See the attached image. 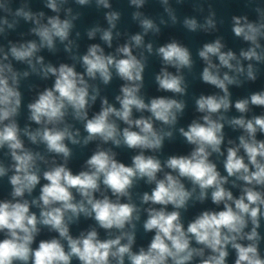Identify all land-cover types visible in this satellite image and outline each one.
Wrapping results in <instances>:
<instances>
[{
	"label": "clouds",
	"instance_id": "1",
	"mask_svg": "<svg viewBox=\"0 0 264 264\" xmlns=\"http://www.w3.org/2000/svg\"><path fill=\"white\" fill-rule=\"evenodd\" d=\"M147 3L128 0L140 29L129 33L118 29L123 14L112 0H43L48 12L31 0H0V182L10 189L0 197V264H264V87L235 100L230 90L261 77L264 6L248 0L254 19L231 16V32L246 45L239 52L221 35L196 50L199 80L216 91L192 96L196 115L182 126L196 59L176 38L146 37L178 24L210 35L225 21L211 5L202 20L181 19L171 0H159L163 15L154 18ZM72 5L94 6L106 23L84 30L100 42L83 52V13ZM61 49L69 62L42 54ZM150 57L160 63L153 81L161 95L144 91ZM31 78L51 83H27L34 95L25 104ZM114 80L121 83L110 102L102 91ZM177 137L189 151L164 155ZM90 145L74 172L76 149ZM118 149L133 153L130 163ZM82 220L91 223L79 228ZM141 230L151 234L146 244L138 243Z\"/></svg>",
	"mask_w": 264,
	"mask_h": 264
}]
</instances>
